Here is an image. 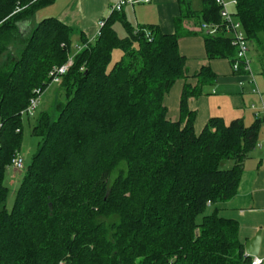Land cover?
Listing matches in <instances>:
<instances>
[{
  "label": "trees",
  "instance_id": "1",
  "mask_svg": "<svg viewBox=\"0 0 264 264\" xmlns=\"http://www.w3.org/2000/svg\"><path fill=\"white\" fill-rule=\"evenodd\" d=\"M236 1L232 16L261 53L264 0ZM50 2L0 0V59L8 53L0 65V264H250L237 222L219 217L216 206L235 195L261 120L245 126L210 118L196 135L187 99L214 78L202 67L196 86H183L179 120L171 121L164 97L186 76L178 38L133 28L120 12L103 20L100 35L77 54L70 53L72 30L56 18L22 37V24ZM201 17L200 25L222 23L214 0ZM116 21L124 38L112 28ZM17 33L24 46L14 58ZM203 35L207 60H233L227 38ZM114 50L121 57L107 71ZM70 55L59 84L64 102L54 106L55 116L37 118V152L8 212L4 178L20 153L22 112ZM112 218L107 230L100 220Z\"/></svg>",
  "mask_w": 264,
  "mask_h": 264
},
{
  "label": "crops",
  "instance_id": "2",
  "mask_svg": "<svg viewBox=\"0 0 264 264\" xmlns=\"http://www.w3.org/2000/svg\"><path fill=\"white\" fill-rule=\"evenodd\" d=\"M116 3L117 0H51L42 9L51 11L48 18H56L70 28L72 36L78 34L73 36L79 40L75 42L76 47L94 42L97 24L111 15L110 9ZM207 3L208 0H151L148 4L125 5L119 14L133 28L151 26L161 34L178 38V51L185 59L186 76L177 80L164 97L163 104L171 121L179 120L183 86H196V75L202 67H209L214 78L201 87L198 97L187 99L188 110L195 113L193 127L196 135L210 118H220L225 124L241 119L245 126L262 119L255 149L242 164L235 195L216 207L219 217L237 222L238 240L243 246L260 232L258 257L264 259V59L260 55V73L250 68L253 83L247 76L233 73L232 59L207 60L204 35L199 30L203 21L202 11ZM112 28L118 37L126 36L121 22H114ZM10 179L14 184L15 178L10 176ZM208 210L212 212L213 207H208Z\"/></svg>",
  "mask_w": 264,
  "mask_h": 264
},
{
  "label": "rangeland",
  "instance_id": "3",
  "mask_svg": "<svg viewBox=\"0 0 264 264\" xmlns=\"http://www.w3.org/2000/svg\"><path fill=\"white\" fill-rule=\"evenodd\" d=\"M50 12L51 11H48V9H42L40 11H37L31 19H29L26 23L22 24V26L18 30V33H20L22 35V37H24V36L27 37L28 34L38 25V23L40 21L48 18V16L50 17V15H51V14H49ZM119 28H120V30H122L121 27H119ZM120 30H119V33H121ZM18 33H17L18 36L16 35V38L10 44V52L14 55V58H19L21 50L23 49V46H24V41L22 40V38L20 37V34H18ZM26 34H27V36H26ZM77 35H78L77 33L73 34V36H77ZM73 36L71 37V42H72L71 52H70L71 54L75 50L76 40L79 42L78 38L76 39ZM261 42L262 43L264 42L263 39ZM248 45H249V51L251 50L247 56L248 60H249L250 68L253 69L254 71L257 70V72L260 73V71H261L260 63H259V62H261L260 61V55L264 59V50H261L262 54L259 51H257L258 53H260L258 56L257 55L258 53L256 52V50H257V47H260V46H257V44H255V43H248ZM254 53H255V55H254ZM7 54L8 53H5L1 57L0 65L3 64V62L5 61ZM120 57H121L120 51L114 50L112 52L110 62L107 66V71H109L111 69V67L120 59ZM260 77H262L261 74H260ZM41 98L42 99L39 103L38 109L35 112V115H33V117L29 118L25 114L22 115L23 127H22V145L20 148V155L24 160V169L21 171H14L10 168H7V170H6V174H5V178H4V185L8 189V196H7L6 202L4 204V208L8 212L12 208L14 197H15V192H16L17 188L19 187L23 177L26 174V166L29 163V161L31 160V158L33 157V155L37 152V148H38V144L40 142V139L36 136H33L31 133V130H32L37 118L39 117V115L43 111L48 112L52 116L53 115L55 116L56 113L54 112V106L56 105V103H59V102L63 103L64 102V94H63L62 89L59 85H50L46 89V91L43 93ZM222 164H223L222 167L226 168V169H229V167L232 166L231 161H226ZM10 176L15 178L14 184L11 182ZM209 214H210V211L207 209L206 212L204 213V215H209ZM201 218H202V216L198 217L197 221L199 222L201 220ZM100 221L103 222L105 228L107 230H109L112 223L117 221V219L116 218H112L110 220L101 219Z\"/></svg>",
  "mask_w": 264,
  "mask_h": 264
},
{
  "label": "built area",
  "instance_id": "4",
  "mask_svg": "<svg viewBox=\"0 0 264 264\" xmlns=\"http://www.w3.org/2000/svg\"><path fill=\"white\" fill-rule=\"evenodd\" d=\"M151 0H117V3L110 9V14L121 12L125 5H134L138 3L148 4ZM214 3L219 11L221 19V25L203 23L199 26L200 32L211 37L223 36L227 38L230 45L235 49V57L231 62V69L235 74H243L248 77L249 82L253 83V78L250 70V64L248 60L249 45L242 29L241 24L232 16L231 8L237 5L236 0H214ZM104 26V21H100L97 24L96 38L100 35V30ZM87 45L76 46L75 54L85 49ZM73 56H70L65 64L59 67L53 68L48 77L50 79V85H59L63 76L67 73L68 69L72 66ZM255 92V90H252ZM45 92V91H44ZM40 89L34 90L35 97L29 100L27 108L22 112L29 118L33 117L41 101L43 93ZM259 118L261 116L257 114ZM262 120V119H261ZM264 123V118H263ZM264 137V133H263ZM260 147V145H258ZM264 162V160H263ZM10 169L14 171H21L24 169V160L20 153L15 154L11 160ZM245 257H249L244 253ZM250 264H264V259L259 257H250Z\"/></svg>",
  "mask_w": 264,
  "mask_h": 264
},
{
  "label": "water",
  "instance_id": "5",
  "mask_svg": "<svg viewBox=\"0 0 264 264\" xmlns=\"http://www.w3.org/2000/svg\"><path fill=\"white\" fill-rule=\"evenodd\" d=\"M260 232L244 245V253L249 257H258L260 247Z\"/></svg>",
  "mask_w": 264,
  "mask_h": 264
}]
</instances>
